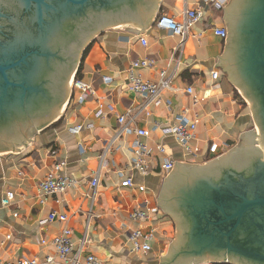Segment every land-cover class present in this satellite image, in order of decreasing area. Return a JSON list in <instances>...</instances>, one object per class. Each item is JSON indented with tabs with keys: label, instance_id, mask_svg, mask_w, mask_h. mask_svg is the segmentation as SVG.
Listing matches in <instances>:
<instances>
[{
	"label": "crops",
	"instance_id": "1",
	"mask_svg": "<svg viewBox=\"0 0 264 264\" xmlns=\"http://www.w3.org/2000/svg\"><path fill=\"white\" fill-rule=\"evenodd\" d=\"M229 1L218 0L220 8L203 0L161 1L160 12L178 20L184 19L186 9L200 7L205 12L203 20L191 26L181 49L179 36L156 26L159 14L142 35L104 31L95 38L87 49L81 77L92 84L94 93L78 104L72 87V95L57 121L39 131L33 143L16 157L8 160L0 156V258L15 261L54 254L53 239L68 226L75 245L82 238L88 241L82 260L94 254L102 264H165L177 240V223L167 211H162L159 199L165 180L181 164H204L216 159L208 152L210 143L219 144L220 157L243 144L249 130L254 129L251 108L222 69L226 39L212 29L214 25L226 26L223 10ZM141 38L147 45L141 43ZM141 58L156 61L153 69L137 70L143 78L157 81L160 70L173 76L171 88L163 92V101L147 108H143L144 98L128 88L127 70ZM214 70L221 74L222 89L217 91L211 90ZM105 78L111 81L107 83ZM188 87L193 88V94L187 92ZM100 104L106 110L103 117L96 116ZM108 106L114 111L108 112ZM128 111L135 117L130 123L131 131L115 139L108 149L120 127L117 115ZM181 116L198 121L190 143L199 149L195 154L186 153L173 136L161 131L162 127L178 124ZM78 125L83 129L78 131ZM136 128L150 131L149 138L143 139L150 152L146 158L150 165L147 175L133 168L137 158L133 149L138 139ZM158 145L164 146L163 153L158 151ZM102 154H106L103 161ZM169 158L175 161V167L166 172L162 165ZM59 161L64 162L62 172L76 180L77 185L42 200L39 183ZM97 174L99 186L92 203L90 183ZM128 175L135 185L121 187ZM8 191L15 193V199L10 206H4L2 199ZM146 202L160 212L151 213L146 221L132 220L131 213ZM51 212L64 213L68 219L42 224ZM134 229H154L149 252L132 250L129 235Z\"/></svg>",
	"mask_w": 264,
	"mask_h": 264
},
{
	"label": "water",
	"instance_id": "2",
	"mask_svg": "<svg viewBox=\"0 0 264 264\" xmlns=\"http://www.w3.org/2000/svg\"><path fill=\"white\" fill-rule=\"evenodd\" d=\"M11 1L17 13L0 5V156L8 160L61 117L91 42L104 31L144 34L163 0ZM223 12L222 69L249 102L256 131L167 177L159 199L177 240L165 264H264V0H230Z\"/></svg>",
	"mask_w": 264,
	"mask_h": 264
},
{
	"label": "built area",
	"instance_id": "3",
	"mask_svg": "<svg viewBox=\"0 0 264 264\" xmlns=\"http://www.w3.org/2000/svg\"><path fill=\"white\" fill-rule=\"evenodd\" d=\"M205 3H215L218 8L221 4L218 0H203ZM205 12L202 8L186 9L185 17L183 20H178L174 16L168 15L166 13L159 14L156 18V26L170 32L173 35L180 37V49L183 47L191 26L203 20ZM214 34L223 39L228 37V29L226 26L214 25L212 27ZM141 43L147 45V41L141 38ZM180 60L182 56V51L179 53ZM156 67V61L151 58H141L136 59L132 62L127 70L128 75V88L131 92L138 94L144 98L143 108H147L152 104H160L163 101V92L171 88L172 84V74H168L166 70L159 71V78L157 81H150L143 78L137 73L139 69H153ZM211 77L213 80L211 90L217 91L222 89L221 74L219 71L214 70L211 72ZM105 81L109 83L110 78H105ZM73 89L76 91L78 104H83L93 93L94 88L91 83L84 81L81 78H73ZM187 92L193 94V88L188 87ZM194 102L198 103L199 99L194 97ZM108 112H113L114 108L112 106L107 107ZM106 110L104 104L98 106L96 112L97 117L105 116ZM130 112L117 115V120L120 127L117 129L116 135L112 142L110 143L108 149L112 146L115 139L122 137L126 132L131 131L130 123L134 119ZM197 120H188L181 116V120L178 124L174 126L162 127L161 131L165 136H173L185 149L188 154H195L199 151L198 148H192L190 143L195 137V131L197 128ZM157 127V126H156ZM76 129L82 130L83 126L78 125ZM134 132L138 136L137 141L133 145L134 152L137 156L133 168L138 170L140 173L147 175L150 172V165L147 162V157L150 155L147 144L143 140L150 136V131L144 128H136ZM82 149V147H81ZM164 146L158 145V151L163 153ZM219 144L212 142L209 144L208 152L210 155H215L217 158L220 152ZM106 154L101 155V160L103 161ZM145 157V158H144ZM213 159V158H212ZM64 162L59 161L54 165L52 171H50L47 176L39 183L38 195L43 200L46 195L54 193H64L71 186H76L77 182L70 176L62 172ZM175 167V161L172 158L166 159L162 165V169L166 172H171ZM134 180L132 176H126L122 182L121 187H132L134 186ZM91 191L89 193V199L93 203L97 196V190L99 186V174L95 175L90 183ZM142 191L145 187L141 186ZM15 199V193L13 191H8L5 197L2 199V204L4 206H10ZM43 202V201H42ZM160 209L157 207H149L146 202L143 208L134 210L130 217L134 221H146L151 217L152 214H158ZM55 219L61 222H66L68 216L64 213L51 212L48 219L42 220L41 223L51 222ZM153 230L150 232H143L141 229H134L129 235V242L131 243V248L135 252H149L152 249L151 241L153 239ZM87 239L82 238L79 245H75L73 240V231L70 227L66 226L62 229L60 234L53 239V245L55 248L54 254L47 255L44 258H32V259H19V260H5L0 258V264H102L101 260L94 254H88L85 259L82 260L81 256L86 247ZM43 244L46 243L45 240L42 241ZM207 264H213L209 262Z\"/></svg>",
	"mask_w": 264,
	"mask_h": 264
},
{
	"label": "flooded vegetation",
	"instance_id": "4",
	"mask_svg": "<svg viewBox=\"0 0 264 264\" xmlns=\"http://www.w3.org/2000/svg\"><path fill=\"white\" fill-rule=\"evenodd\" d=\"M0 5L2 6V7H4V9H6V10H12V9H14V10H16L15 11V13H17L18 11H17V6H16V4L14 3V2H12L11 0H0ZM19 16L21 17L22 16V13L21 12H19ZM28 17L27 16H25V19H27ZM2 23L3 24H5V25H10V23L6 20V19H3L2 20ZM95 40V39H94ZM93 42V41H92ZM91 42V43H92ZM89 47V46H88ZM88 47L84 50V52H83V55L81 56V59H80V61H79V64H78V66H77V69H76V71L74 72V74H73V76H72V80H73V78L74 77H76L77 76V73H78V71H79V69L81 68V65H82V63H83V61H84V58H85V56H86V52H87V49H88ZM227 75V74H226ZM71 80V81H72ZM247 102V101H246ZM248 103V102H247ZM254 130L256 131V129H255V123H254Z\"/></svg>",
	"mask_w": 264,
	"mask_h": 264
},
{
	"label": "trees",
	"instance_id": "5",
	"mask_svg": "<svg viewBox=\"0 0 264 264\" xmlns=\"http://www.w3.org/2000/svg\"><path fill=\"white\" fill-rule=\"evenodd\" d=\"M88 51V50H87ZM87 53V52H86ZM82 67H83V63L81 65V68L79 69L76 78H81L82 77ZM238 91V90H237Z\"/></svg>",
	"mask_w": 264,
	"mask_h": 264
},
{
	"label": "rangeland",
	"instance_id": "6",
	"mask_svg": "<svg viewBox=\"0 0 264 264\" xmlns=\"http://www.w3.org/2000/svg\"><path fill=\"white\" fill-rule=\"evenodd\" d=\"M72 87H73V82H72ZM248 106H249V108H251L249 102H248ZM175 221H176V220H175Z\"/></svg>",
	"mask_w": 264,
	"mask_h": 264
}]
</instances>
